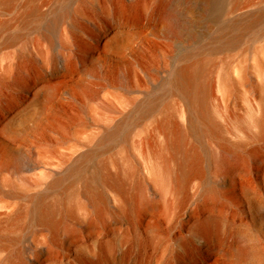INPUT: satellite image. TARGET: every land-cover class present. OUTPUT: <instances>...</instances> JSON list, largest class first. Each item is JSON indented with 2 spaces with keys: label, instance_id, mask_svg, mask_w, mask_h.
<instances>
[{
  "label": "rangeland",
  "instance_id": "obj_1",
  "mask_svg": "<svg viewBox=\"0 0 264 264\" xmlns=\"http://www.w3.org/2000/svg\"><path fill=\"white\" fill-rule=\"evenodd\" d=\"M181 2L177 31L173 0H0V264H264V21L243 27L264 0L214 21ZM193 63L198 130L172 86ZM209 217L255 253L239 263Z\"/></svg>",
  "mask_w": 264,
  "mask_h": 264
},
{
  "label": "bare ground",
  "instance_id": "obj_2",
  "mask_svg": "<svg viewBox=\"0 0 264 264\" xmlns=\"http://www.w3.org/2000/svg\"><path fill=\"white\" fill-rule=\"evenodd\" d=\"M166 1L167 0H161V6L162 7L165 6L164 2H166ZM173 1H174V4L172 6H166L163 9L164 14H161L163 16L160 15V17L162 18V21L164 22V24L166 25V27L168 29H176L178 31L177 26H180L181 25L180 23L182 22L180 15H179V4L182 3L181 2L182 0H173ZM237 1L238 0H183V3L187 5V10L188 9L191 10L194 5L199 7L200 8V11H199V18L200 19H203L206 21H214L216 19L217 11L221 10V8H219L220 5H223L224 8L226 7V9L229 6H232L234 8L237 5ZM37 10H38V8L36 6H34L32 12H35ZM67 14H68V10L64 9L57 16V18H56L57 21H60L61 19H63ZM263 21H264V12H261L252 18H248V22L243 27H244V29H250V28L254 27L257 23L263 22ZM239 27H240V24L238 22L232 23L229 26L225 27L224 36H226L227 39L224 42V45L231 46L233 44H236L240 40L242 33L239 32ZM158 28H159V26H152L148 30H146V31L143 30L140 33H142L143 36L149 37V36L155 35ZM194 63L192 65L188 64L186 66H183L176 71L175 76L173 78L172 86H174V89L177 88V89H180L182 92H184L186 97L190 101L189 103L192 104L194 111L190 110V114L188 116L189 117V123H190L191 128L198 130L200 127L198 126L196 119L200 123L204 124L205 126H206V124L208 125V123L210 124V120H209V117L207 115L205 105L203 103L204 97H205L206 86L204 85L205 83H203L202 77H203L204 70H206L204 68V66L206 64L205 65L204 64H198L195 66ZM211 126H212V124H211ZM109 134H110V131H109ZM111 134H112V132H111ZM112 135L113 136L115 135L114 132ZM113 136L109 135V137H113ZM85 159H86V157H85ZM239 164H240V162L234 164L232 169L238 168ZM81 165H83V164H81ZM181 168L183 170L184 175H187L191 172L190 171L191 169L189 170L187 168L185 161L181 165ZM79 170H78V175L79 174L81 175L82 169L80 171ZM161 173L162 172H160V174ZM162 176H164V175H161L160 177H162ZM210 201H212V203L215 205L225 204L222 196L217 192L213 193ZM45 209L46 210H42L40 212V219L42 221L48 222L50 224L51 223L50 222V216L52 214L53 207L48 206ZM39 210H41V204L39 205ZM90 222H91V224H95L96 220L91 219ZM203 224L209 227V229H208L209 239L211 241L217 242L216 244H218V245H221V244H227V246L229 245L228 247H229L230 254L237 256L239 263L245 261L248 256H251L255 253V252H253V250L251 248H248V246H244L241 243L235 242V241L230 242L228 240L227 235L220 234L219 223L214 218H212V217L207 218L203 222Z\"/></svg>",
  "mask_w": 264,
  "mask_h": 264
}]
</instances>
